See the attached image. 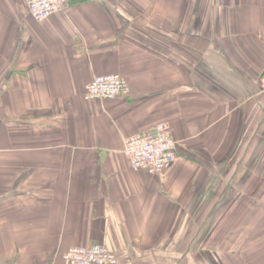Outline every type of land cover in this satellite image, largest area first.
Listing matches in <instances>:
<instances>
[{"label": "crops", "instance_id": "obj_1", "mask_svg": "<svg viewBox=\"0 0 264 264\" xmlns=\"http://www.w3.org/2000/svg\"><path fill=\"white\" fill-rule=\"evenodd\" d=\"M264 0H0V264H264ZM130 94L86 101L96 77ZM171 126L177 161L128 138Z\"/></svg>", "mask_w": 264, "mask_h": 264}, {"label": "built area", "instance_id": "obj_2", "mask_svg": "<svg viewBox=\"0 0 264 264\" xmlns=\"http://www.w3.org/2000/svg\"><path fill=\"white\" fill-rule=\"evenodd\" d=\"M29 15L37 22H44L64 11L69 0H25ZM260 90L264 93V73L260 79ZM128 82L119 74L96 76L85 88L86 101L114 100L130 94ZM125 155L134 169L149 174H161L178 158L179 144L171 126L158 124L152 131L134 135L125 142ZM63 264H118L117 256L107 247H71L63 257Z\"/></svg>", "mask_w": 264, "mask_h": 264}, {"label": "rangeland", "instance_id": "obj_3", "mask_svg": "<svg viewBox=\"0 0 264 264\" xmlns=\"http://www.w3.org/2000/svg\"><path fill=\"white\" fill-rule=\"evenodd\" d=\"M261 91V90H260ZM262 93V92H261Z\"/></svg>", "mask_w": 264, "mask_h": 264}]
</instances>
